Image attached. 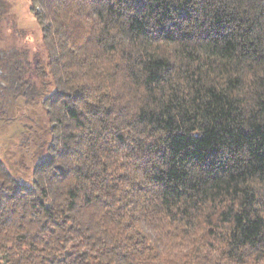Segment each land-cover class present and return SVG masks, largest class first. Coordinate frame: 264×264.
I'll return each mask as SVG.
<instances>
[{
  "label": "trees",
  "instance_id": "1",
  "mask_svg": "<svg viewBox=\"0 0 264 264\" xmlns=\"http://www.w3.org/2000/svg\"><path fill=\"white\" fill-rule=\"evenodd\" d=\"M28 1L1 76L49 137L0 161V264H264V0Z\"/></svg>",
  "mask_w": 264,
  "mask_h": 264
},
{
  "label": "rangeland",
  "instance_id": "2",
  "mask_svg": "<svg viewBox=\"0 0 264 264\" xmlns=\"http://www.w3.org/2000/svg\"><path fill=\"white\" fill-rule=\"evenodd\" d=\"M8 2L7 19L0 22V52L25 46L31 55L37 53L39 26L29 1ZM1 74L0 68V161L19 180L29 183L30 171L26 170L46 156L43 149L48 142L49 126L38 100L26 102L20 93L4 92Z\"/></svg>",
  "mask_w": 264,
  "mask_h": 264
}]
</instances>
